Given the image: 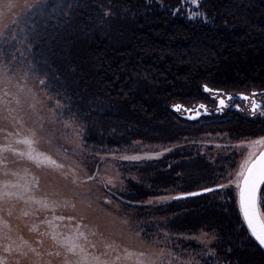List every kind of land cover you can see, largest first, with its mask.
<instances>
[{
    "label": "trees",
    "instance_id": "obj_1",
    "mask_svg": "<svg viewBox=\"0 0 264 264\" xmlns=\"http://www.w3.org/2000/svg\"><path fill=\"white\" fill-rule=\"evenodd\" d=\"M183 6L182 0H47L20 23L34 77L62 106L60 118L78 123L86 147L165 145L217 133L232 139L264 135V126L187 121L173 110L206 101L205 86L264 89V0H200L204 17L196 19ZM164 168L148 163L134 169L144 183L129 182L122 201L147 210L142 202L182 178V193L165 205L174 214L173 231L216 234L212 249L227 264H264L234 191L219 199L226 188L217 184L222 167L197 157L171 170L167 185H157ZM205 189L213 190L180 197ZM261 193L264 212V185Z\"/></svg>",
    "mask_w": 264,
    "mask_h": 264
},
{
    "label": "rangeland",
    "instance_id": "obj_2",
    "mask_svg": "<svg viewBox=\"0 0 264 264\" xmlns=\"http://www.w3.org/2000/svg\"><path fill=\"white\" fill-rule=\"evenodd\" d=\"M46 1L0 0V264H227L212 249L216 234L173 231L174 214L165 205L182 193V178L142 202L147 210L122 199L129 182L144 183L134 169L163 164L166 174L155 180L167 185L171 170L197 157L223 168L216 173L217 184L226 187L220 200L229 191L238 197L232 181L248 142L264 135L232 139L217 133L165 145L86 147L78 123L60 118L62 106L24 55L20 23ZM182 1L190 18L204 17L200 0L198 6ZM69 242L77 245L75 252L68 251Z\"/></svg>",
    "mask_w": 264,
    "mask_h": 264
},
{
    "label": "snow or ice",
    "instance_id": "obj_3",
    "mask_svg": "<svg viewBox=\"0 0 264 264\" xmlns=\"http://www.w3.org/2000/svg\"><path fill=\"white\" fill-rule=\"evenodd\" d=\"M193 2L197 3L198 6V0H193ZM228 99L233 98L229 96ZM219 104L222 107L227 106L223 98L219 99ZM259 107L261 105L253 104V113ZM200 108H205V105L201 104ZM25 143L30 144L31 141H25ZM256 146L264 149V137L248 142L247 157L241 164L232 183L239 190L240 205L248 228L255 239L264 246V212L261 211V186L264 185V150L257 153L254 150ZM125 159H138V157H125ZM53 163L55 162L53 161ZM66 246L69 252L76 251L77 245L74 243L69 242ZM81 252L83 253V249Z\"/></svg>",
    "mask_w": 264,
    "mask_h": 264
},
{
    "label": "flooded vegetation",
    "instance_id": "obj_4",
    "mask_svg": "<svg viewBox=\"0 0 264 264\" xmlns=\"http://www.w3.org/2000/svg\"><path fill=\"white\" fill-rule=\"evenodd\" d=\"M206 93V92H205ZM209 97V101H200L195 105L188 106L196 112L197 106L201 104L206 106L208 111L207 115L201 116L198 120H213L217 118L222 122L239 121L241 124L247 126L248 130L259 129L264 126V89L252 90L251 92H225L219 90L218 92L206 93ZM240 94H244L240 97ZM231 96L233 99L229 100ZM247 97V99H245ZM225 99L227 106H220L219 99ZM253 104H259L261 107L257 108L253 113ZM198 111L203 112V108H199ZM183 110L177 112L183 117ZM235 116V117H231ZM184 118V117H183ZM187 120V119H186Z\"/></svg>",
    "mask_w": 264,
    "mask_h": 264
},
{
    "label": "water",
    "instance_id": "obj_5",
    "mask_svg": "<svg viewBox=\"0 0 264 264\" xmlns=\"http://www.w3.org/2000/svg\"><path fill=\"white\" fill-rule=\"evenodd\" d=\"M204 91H205L206 93H209V92H218L219 90H214V89H211V88L208 87V86H205V87H204ZM239 96H240V97H243L244 94H240ZM199 108H200V106H197V108H196V112L191 114V112H194V110L191 109V108H188L186 105H183V104L180 103V104H176V105L173 106V110H174L175 112H179V111H181V110L185 111L186 114H184L183 117H184V119H187V120H190V121H196V120H198L201 116H203V115H207V114H208V111H207V109H206V106H205V108H203V112L198 111ZM261 150H264V149H261ZM261 150H260V151H261ZM262 186H263V185H262ZM262 186H261V189H262ZM211 190H213V189L200 190V191H196V192H193V193L184 194V195H182V196H180V197H191V196H197V195H201V194H204V193H206V192H209V191H211ZM238 201H239V207H240V212H241V215H242L243 221H244L246 227L248 228V225H247V223H246V221H245V219H244L243 211H242V208H241V205H240V197H239V194H238ZM248 230H249L251 236L253 237V239H254V240L256 241V243L258 244V246H259V247L261 248V250L264 252V246H262V245L259 243V241H257V240L255 239V237L252 235L251 230H250L249 228H248Z\"/></svg>",
    "mask_w": 264,
    "mask_h": 264
}]
</instances>
